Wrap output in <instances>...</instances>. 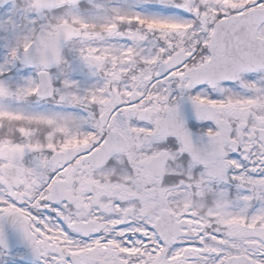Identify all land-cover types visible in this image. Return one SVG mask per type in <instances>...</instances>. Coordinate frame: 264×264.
Segmentation results:
<instances>
[{"label":"snow or ice","instance_id":"snow-or-ice-1","mask_svg":"<svg viewBox=\"0 0 264 264\" xmlns=\"http://www.w3.org/2000/svg\"><path fill=\"white\" fill-rule=\"evenodd\" d=\"M0 264H264V0H0Z\"/></svg>","mask_w":264,"mask_h":264}]
</instances>
